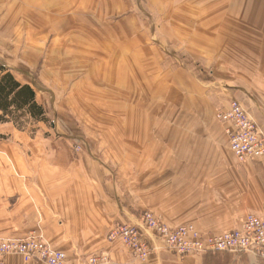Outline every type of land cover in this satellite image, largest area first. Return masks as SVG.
<instances>
[{
  "label": "crops",
  "instance_id": "1",
  "mask_svg": "<svg viewBox=\"0 0 264 264\" xmlns=\"http://www.w3.org/2000/svg\"><path fill=\"white\" fill-rule=\"evenodd\" d=\"M3 6L0 64L24 76L18 79L34 88L47 116L56 118L61 96L70 94V106L82 101L87 110L82 121L90 115L86 125L91 115L104 116L109 108L117 124L129 119L135 134L121 127L108 134L121 142L136 138L128 148L119 143L93 149L86 132L85 137L38 133L32 138L15 128L5 133L0 125V237L21 239L41 230L54 249L82 257L105 252L109 264H235L231 254L180 258L164 249L139 261L107 236L120 224H139L150 209L171 227L193 224L203 234L234 229L248 215L264 219V160L239 164L216 117L238 98L264 128V0H5ZM167 48L173 56L217 70L220 88L235 98L218 94L213 83L204 88L185 68H155L152 58L165 56ZM5 56H18L27 70ZM62 56L68 60L65 68ZM105 56H145L150 76L126 71ZM238 69L240 78L226 77ZM80 73L88 77L85 87L74 83ZM169 83L188 93V101ZM155 88L162 92V116L112 111L115 100L124 102L127 95L142 109L154 108ZM169 109L177 115H167ZM138 125L145 126L140 133ZM153 137H161V149L154 150ZM75 141L85 144L83 150L70 148ZM143 143L149 146L145 154ZM155 155L163 157L161 166L149 160ZM241 257L237 264H264ZM5 263L43 264L20 256H8Z\"/></svg>",
  "mask_w": 264,
  "mask_h": 264
},
{
  "label": "built area",
  "instance_id": "2",
  "mask_svg": "<svg viewBox=\"0 0 264 264\" xmlns=\"http://www.w3.org/2000/svg\"><path fill=\"white\" fill-rule=\"evenodd\" d=\"M2 1L0 0V9ZM216 117L225 126L229 149L239 164L264 158V132L239 100H231L228 107L217 112ZM107 239L109 242H122L133 258L139 261H147L164 249L180 258L231 254L238 257L251 255L264 262V219L256 215H248L234 229L203 234L193 224L171 227L162 217L151 210H145L139 224L125 223L115 226ZM8 256H20L26 263H110V256L105 252L82 257L54 249L41 230L21 239L0 237V264H6Z\"/></svg>",
  "mask_w": 264,
  "mask_h": 264
},
{
  "label": "rangeland",
  "instance_id": "3",
  "mask_svg": "<svg viewBox=\"0 0 264 264\" xmlns=\"http://www.w3.org/2000/svg\"><path fill=\"white\" fill-rule=\"evenodd\" d=\"M4 1H2L1 4V9H0V16L4 17L5 15V11H4ZM223 7V5L219 6V9H221ZM0 38H3V40H5V35L0 36ZM1 40V39H0ZM1 45V44H0ZM168 49V48H167ZM4 50V49H3ZM6 51H8V49H5ZM2 51V49H1ZM168 53L165 56H154L153 59V63H155V68H160L163 71H176L178 69H183L185 68L187 71L191 72L193 75H195V77L197 78L198 82L204 87L206 85H210L209 83H213V85H211V88L220 91L218 94H221L223 92H226V96L229 100L235 98V94L233 92H230V94L228 93V91L226 90L227 88H220V82H218L217 78L215 77V74H220L217 73V70H215L214 68H211L209 70H207L206 68H204L203 66H201L199 63H195L193 61H191V63L189 64V67H184L183 63L187 60L186 57H182V56H173L175 53L173 50H169L168 49ZM5 54V51L4 53ZM225 56V55H223ZM7 59H9L11 62H13L14 64H17L20 67V70L22 71H26L27 69L25 68V65L22 64L21 62L18 61V56H5ZM47 58V62L49 64V56H45ZM100 58L104 57V56H99ZM106 59L109 58H114L115 62H119L121 65L124 66L126 71H130L135 69L137 72L142 73L143 75H148L150 76V74L147 72L149 68L148 65H146V60H145V56H105ZM61 64L62 67L65 68V61L66 60V56H62L61 60ZM73 64H75L76 66V62H74ZM146 65V66H145ZM198 65L202 68V71H199ZM146 67V68H145ZM75 70L76 67H75ZM81 73H83V71H80ZM40 68L36 69V71H34V75H38L40 74ZM80 73V75H78L77 77L74 78V83L77 84L78 82H80L84 87L87 85L88 83V77H86L84 74L82 75ZM119 74V72L117 73ZM240 74H241V70L238 69V71H233V76L232 75H226L227 78H231L233 80L240 78ZM17 77L21 80H23L24 76L18 75L16 74ZM200 75L202 76V78H200ZM37 77V76H36ZM151 78V77H150ZM242 78V77H241ZM50 77L49 75L46 76V81H49ZM204 81H203V80ZM206 81V82H205ZM156 86V85H155ZM169 86H171V88L175 89L179 95L185 99V101L187 102L188 98H189V94L186 92H183L182 90H179L175 85L169 83ZM81 87V86H78ZM217 87V88H215ZM205 88V87H204ZM128 90V89H127ZM77 98H80L82 96V91L79 92V89L77 91V93H75ZM70 94H63V96H61V102H59L58 106H57V117L53 118V117H49V121L48 123H36V122H28L27 124H24L22 129H18L13 125H5V133H7L8 131H11L13 128H15L17 131L19 132H26L28 133L32 138H35L37 136L38 133H44L45 137L47 138L49 136V134H53V133H59L60 135H71V134H76L77 136H84L85 137V132L87 133V135H89V139H87L85 142L87 144V146H91V148L93 149H111V148H115L118 147L116 145H118L119 143H121V148H128L129 144H132V141L135 140V136L132 137L133 140H129L127 141L126 139H122L121 140H115V136L116 135H110L108 133L114 134L117 132H121L122 130L126 132L127 129V134L128 132L132 133L133 135L135 134L132 130H131V126L129 124V119H128V123H123V124H117V117L113 116L114 114H112V116L109 115V111L110 109L108 108L106 111V114H104V116L100 113H98V115H91V120L92 122L87 123L86 125V121L90 119V115L88 114L87 118L84 120L86 121H82V115L83 113H87V110H85V108H83L81 105L83 104L82 101L81 102H77L75 108H73V105L70 106V104H68L67 102V98H69ZM127 100H124V102H120L117 99L115 100L117 103L113 104L111 106L112 111L117 114H121L122 116H125L127 113H129V111L133 110L135 112V117H148V118H155L156 116H162V109H160V105H161V96H162V92L159 90L154 91V97H153V102L155 104L154 108H150V109H142L140 108V106H138V104L133 103L129 100V95H127ZM238 98H236L235 100H237ZM211 100L213 101V103L215 105H219V101L214 98L213 94H211ZM247 109V111L251 114V116L255 119L252 111H251V107L248 103L244 102L241 99H238ZM81 104V105H80ZM156 104H157V108H156ZM123 108V109H122ZM93 110V109H92ZM161 110V111H160ZM89 111V110H88ZM75 115H74V113ZM121 112V113H120ZM164 112L167 115H177L174 109H169V110H164ZM86 115V114H85ZM84 115V117H85ZM113 117V118H111ZM256 121V119H255ZM134 122V121H133ZM257 122V121H256ZM57 124V125H56ZM258 124V123H257ZM56 125V126H55ZM259 126V124H258ZM120 127L122 128V130L120 129ZM145 126L143 125H138V133H140V129L144 128ZM169 128H177L178 126L176 125H171L168 126ZM261 129L264 130V128L262 126H259ZM154 131L151 132V134L156 132V126H153ZM86 129V130H85ZM262 130V131H263ZM118 134V133H117ZM151 141H153L154 143V150H159L161 149V137L158 138H154L151 139ZM116 144V145H115ZM83 146H85V144L83 143H79V142H72V148L75 152L81 151L83 150ZM147 146L145 143H143L142 146H140L141 149L144 150V154L145 151L147 149ZM152 162L153 165L155 166H161L164 161H163V157H158V156H153L152 158L149 157ZM262 160H264V158L259 159V160H253L250 162L255 163V165H258L260 163H262ZM173 161V160H172ZM175 163V162H173ZM239 163V162H238ZM152 212H154L152 209H150ZM157 216H159L160 218L163 216L158 212H154ZM164 221V219H163ZM237 258L238 259H242V257H236L234 256V263L237 264Z\"/></svg>",
  "mask_w": 264,
  "mask_h": 264
},
{
  "label": "trees",
  "instance_id": "4",
  "mask_svg": "<svg viewBox=\"0 0 264 264\" xmlns=\"http://www.w3.org/2000/svg\"><path fill=\"white\" fill-rule=\"evenodd\" d=\"M190 63V60L186 61L183 66L189 67ZM197 68L202 71L199 65ZM31 121L50 122L44 107L37 102L34 88L21 82L11 69L0 64V125L11 124L22 129Z\"/></svg>",
  "mask_w": 264,
  "mask_h": 264
}]
</instances>
